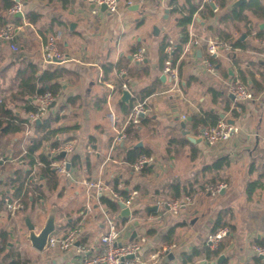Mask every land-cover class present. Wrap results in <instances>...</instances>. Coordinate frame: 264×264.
<instances>
[{
    "label": "crops",
    "instance_id": "crops-1",
    "mask_svg": "<svg viewBox=\"0 0 264 264\" xmlns=\"http://www.w3.org/2000/svg\"><path fill=\"white\" fill-rule=\"evenodd\" d=\"M23 1V21L15 24L14 42L19 50H12L7 41L0 42V102L8 97V108L28 119L23 131L0 137V202L4 208L0 211V264H10L16 254L27 264H75L83 257L81 249L87 248V254L100 249L107 228L105 214L118 221L123 241L141 240V264H264L251 250L252 243H264V16L246 8L244 19L219 23L226 11L250 0L238 7H233L237 0H225L223 7L216 0L217 10L206 0H178L180 7L194 3L198 9L188 26L189 40L174 64L177 83L164 73L160 60L163 39L167 36L170 40L168 52L181 38L179 13L172 10L170 0H145L132 6L120 0L115 13L83 0ZM260 2L264 6V0ZM28 13L37 15L36 20L29 21ZM218 28L242 45L223 48L215 56V71L209 73L202 60L208 41L219 39ZM57 29L65 32L60 48L69 61L46 63V35ZM142 47L146 58L137 63L132 55ZM31 64L38 75L55 64L68 70L58 80L57 100L43 117L59 116L52 126L62 130L58 147L72 141L73 152L58 156L52 141H44L38 150L57 156L56 163L62 159L70 163L68 173L53 166L58 174L53 189L23 157L32 140L42 138L40 124L31 122V112L12 98L17 70ZM237 79L255 94L254 100L241 105L242 111L236 109L237 103L227 91L228 83ZM124 83L132 95L129 103L121 100ZM150 87L154 92L141 99L140 94ZM134 98L135 104L145 101L148 112L136 131L119 139L130 122L132 108L127 112L126 107ZM207 113L235 121L237 130L229 141L211 146L203 140H188L186 130L200 137L204 126L193 117ZM140 142L151 151L153 162L136 169L137 160L131 163L126 158L128 150L139 147ZM73 156L78 157L75 164ZM224 157L229 164L208 169ZM18 170L34 172L45 197L26 209L22 202L23 209L12 215L5 198L21 200L14 181ZM213 181L226 186L217 193L209 192L206 186ZM90 182H101L114 191L117 182L125 192L120 194L134 195L128 206L131 214L119 217L120 206L117 212L109 209L100 199L102 195L111 198L109 193L98 195ZM27 184L33 185L29 180ZM184 189L192 191L191 204L183 205L177 213L160 205L161 201L186 197L184 193L176 196V191ZM52 213L55 234L75 228L81 231L78 242L68 250H38L28 238L26 217H31L38 232ZM221 213L230 234L220 243L218 255L207 256L205 248L217 250L205 246V238ZM195 250L201 254L185 262L184 256L190 257Z\"/></svg>",
    "mask_w": 264,
    "mask_h": 264
},
{
    "label": "built area",
    "instance_id": "built-area-1",
    "mask_svg": "<svg viewBox=\"0 0 264 264\" xmlns=\"http://www.w3.org/2000/svg\"><path fill=\"white\" fill-rule=\"evenodd\" d=\"M88 4H92L100 7L106 5L107 10L111 13H115L120 8V0H83ZM145 0H127L128 6H132L136 3H142ZM210 3L214 10L218 9V3L216 0H206ZM23 0H14V5L8 10L9 15H17L18 13L23 14L24 5ZM15 24H8L0 27V42L7 41L10 43L12 50L18 51L19 46L14 42L15 40ZM65 32L63 29H57L46 35V41L43 49L44 62L46 63H63L69 61V56L60 48V42L64 39ZM264 43V37L261 39ZM231 45L220 42L218 40L208 41L207 55L203 58L202 62L209 73L215 71V63L210 59V56H217L223 48H229ZM168 53L172 51V47L168 48ZM133 60L137 63H142L146 58V49L144 47L138 48L133 52ZM164 73L170 77L175 83L178 82V70L173 64L171 56L167 58L164 65ZM124 89H128L127 84H123ZM228 94H230L236 101V109L242 111V104L255 99V94L252 89L240 80H233L228 83L227 86ZM59 93L55 94L47 91L43 94H36L34 96L35 104L38 106L36 112L30 114V121L33 122L38 118H42L47 112L48 108L57 100ZM148 112L146 102L137 103L130 114L129 121L138 123L141 120L142 115ZM237 130L236 126L230 124L227 120L221 119L214 126L203 127L198 135L207 144L213 146L222 144L231 139L234 132ZM126 133L122 132L119 139H126ZM72 141H67L58 147L55 152L58 153L62 150L67 153L73 152ZM153 162L152 156H141L134 164V168L141 169L144 166ZM68 160L62 159L59 162H54L52 165L56 167V170L60 173H68ZM29 183L32 185L38 182V176L31 173L29 176ZM89 186L96 188L98 195L107 194L116 200L117 202H123L127 206H131L133 203V196L125 197L122 194L112 190L101 182H90ZM226 184L220 183L218 185H208L206 190L212 193H217L223 189ZM136 194V192H134ZM191 197L186 196L176 200H165L161 201L169 212L177 213L183 205L191 204ZM5 203L9 212L14 215L17 211L23 209V204L20 199L11 200L10 197L5 198ZM107 228L106 231L101 235V247L98 251L91 254L88 253L87 248L81 249L83 257L75 264H141L140 252H141V240L138 241H123L121 236V230L118 226V221L105 214ZM230 229L228 227H221L215 231H211L205 238V246L212 250L219 248L220 243L224 238L229 236ZM81 235L79 228L69 230L67 233L57 235L51 234L49 237V247L60 248L61 250H68L74 246ZM143 240V239H142ZM252 252L261 257L264 260V243H252Z\"/></svg>",
    "mask_w": 264,
    "mask_h": 264
},
{
    "label": "trees",
    "instance_id": "trees-1",
    "mask_svg": "<svg viewBox=\"0 0 264 264\" xmlns=\"http://www.w3.org/2000/svg\"><path fill=\"white\" fill-rule=\"evenodd\" d=\"M221 6H225V0H219ZM178 0H170L169 4L172 7V10L179 13L177 25L180 28V42L174 46L173 51L171 54L166 52L167 47L170 45V40L166 36L163 39V42L160 47V60L162 66L164 68L165 61L169 56H171L173 64L177 60L180 52L183 49V45L189 40V30L188 26L194 19V15L197 12L198 5L194 3H189L188 6H178ZM14 5V0H0V27L6 26L8 24H21L22 18L18 15H9L8 10ZM246 8H251L257 14L264 16V6L260 2V0H250L246 5L241 6L240 8L231 9L226 11L222 16L219 18L220 24L227 25L230 21L235 20H242L244 19L243 10ZM26 18L29 21H35L37 18L34 17L32 13H28ZM217 34L219 35L218 41L227 43L231 46H238L242 45L239 42H232L229 40V33L224 28H218ZM231 41V42H230ZM210 59L215 63L216 57L210 56ZM110 70V68H106V71ZM68 70L64 67H61L60 64H55L47 67L42 73L39 75L38 69L35 65H28L17 70L15 80L16 91L12 93L13 99H18L21 101L24 109L26 112H36L38 110V106L34 102V96L36 94H43L47 91L52 93H56L60 88L61 84L58 80L61 77H64L67 74ZM4 76V75H3ZM154 87H150L144 89L143 92L140 94L141 99H145L148 95L154 92ZM136 98L132 100L130 107H126V111L130 112V109L137 104H135ZM8 101L9 98H4L0 102V137H4L8 133H17L24 130V125L28 123V119L22 117L21 115H17L12 109L8 108ZM139 103V102H138ZM234 115H238V112L234 110ZM145 117L142 118L144 121ZM59 119V116H50V117H43L42 122L40 123L38 129L42 132L43 136L40 140L34 139L32 140L27 152L24 154L25 160L31 166H36L38 168V173L40 179H47V183L50 189H53L58 184V174L53 167L54 161L58 159L57 156H50L48 154L39 153L38 150L41 148L44 141H52L51 146L58 147L60 145V141L58 140V134L62 131L61 129H54L53 123ZM193 120L196 123L203 124L205 126H214L216 125L221 119L218 114H205L202 117L194 116ZM146 121V120H145ZM137 124L130 121L125 129L126 135H129L133 131L137 130ZM150 156L151 151L144 147H133L128 150L127 153V160L131 163H134L138 160L141 156ZM72 162L75 164L78 162V157L73 156ZM229 164V159L227 157L221 158L216 160L213 164H211L208 169H221L224 165ZM31 174V171L23 173L21 170L17 171V175L14 179L15 183L18 185L17 191L19 195H21V201L24 203L25 209L28 208L30 204H33L45 197L44 191L41 187L40 182L34 183L32 186L27 184L28 178ZM1 184V180H0ZM117 182L114 185L115 191L118 193L125 192L120 190L117 186ZM212 185H218L216 181H213ZM205 188V186H204ZM190 196L192 191L191 189H184L182 191H176L177 198H180L182 194ZM101 201L106 204L109 209L114 212H117L119 209V204L116 200L108 197V196H100ZM3 204L0 202V211H2ZM224 215L221 213L218 217L215 226L213 227V231L217 230L218 228L224 227L228 225V222L222 221ZM206 252L207 256H216L218 255L220 249L216 251H211L207 248L203 250ZM201 254L199 250H195L194 253L188 257L184 256L185 262L188 260H192L195 256ZM10 264H27L25 261L23 262L20 260L19 254L13 257V260L10 261Z\"/></svg>",
    "mask_w": 264,
    "mask_h": 264
},
{
    "label": "water",
    "instance_id": "water-1",
    "mask_svg": "<svg viewBox=\"0 0 264 264\" xmlns=\"http://www.w3.org/2000/svg\"><path fill=\"white\" fill-rule=\"evenodd\" d=\"M246 0H237L234 4L233 7H238L240 6L243 2H245ZM137 7V6H135ZM101 9L102 10H106L107 7L106 5H101ZM18 16H22V13H18ZM131 92L128 89H124L123 90V94L121 97V100L126 101V102H130V98H131ZM224 115H222L223 117ZM191 119V118H189ZM230 124H235V121L233 119L231 120H227ZM42 122V119L38 118L35 120L36 125L40 124ZM183 125H185V123H183ZM184 134L187 136L188 140H190L191 142H200L202 140L201 137L195 136L193 134H191L188 130H186L184 132ZM142 143H138L137 146H141ZM58 156L60 157H65L66 156V151L62 150L59 152ZM67 167H70V163L68 162ZM121 210V213L119 214V217H123V216H129L131 214L130 208L123 202H118ZM26 223L28 225L29 228V236L28 238L30 239V241L32 242V245L37 248L38 250H44L47 247H49V237L51 234H53L56 229H57V224L55 222V214H50L44 224V226L37 232L36 231V226L33 223V221L31 220V217L28 215L26 217ZM223 259V255L219 258L218 262H221V260ZM206 264H209L208 262Z\"/></svg>",
    "mask_w": 264,
    "mask_h": 264
}]
</instances>
